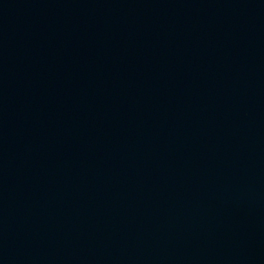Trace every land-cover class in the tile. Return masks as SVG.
Listing matches in <instances>:
<instances>
[{
    "label": "water",
    "instance_id": "1",
    "mask_svg": "<svg viewBox=\"0 0 264 264\" xmlns=\"http://www.w3.org/2000/svg\"><path fill=\"white\" fill-rule=\"evenodd\" d=\"M0 264H264V0H0Z\"/></svg>",
    "mask_w": 264,
    "mask_h": 264
}]
</instances>
